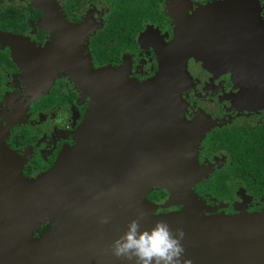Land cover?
Wrapping results in <instances>:
<instances>
[{"label":"flooded vegetation","instance_id":"flooded-vegetation-1","mask_svg":"<svg viewBox=\"0 0 264 264\" xmlns=\"http://www.w3.org/2000/svg\"><path fill=\"white\" fill-rule=\"evenodd\" d=\"M223 1L234 0H0L1 12L12 9L17 16L13 28L0 27V148L6 145L19 155L21 178L46 172L69 144L64 139L57 141V148L40 161L31 127L25 123L16 127L18 111L25 108L30 116H38L73 107L76 94L65 90L67 80L60 68H67L70 61H84L79 52L94 68L112 66L138 82L162 71L165 77L178 80L183 77L184 47L190 40L200 52L185 57L189 79L180 98L185 121L191 125L187 131L195 136L205 131L190 150L196 173L202 175L191 189L204 203L206 213L213 209L237 212L242 208L240 191L249 200L263 197V180L247 170L246 161L253 158L247 155L248 149L256 159L264 160V116L258 117L264 115V0L230 5L235 16L224 27L215 30L213 22L199 26L204 16L201 8ZM56 12L68 24L82 22L92 30L85 48L82 45L81 50L80 33L70 31L69 44L63 39L59 47L53 42L44 51L51 39L50 29L59 24ZM44 20L49 22L47 27L42 26ZM32 30L36 32L32 34ZM27 34H32L46 58L40 61L39 49L35 53L9 37ZM50 79L53 84H48ZM251 145L258 149L252 150ZM1 162L3 170L12 173L18 167L5 159ZM259 167L254 170L257 177ZM12 188L22 191L17 184ZM166 197L164 190L153 189L146 199L161 205ZM177 209H156V213ZM262 209L264 204L251 213Z\"/></svg>","mask_w":264,"mask_h":264},{"label":"water","instance_id":"water-1","mask_svg":"<svg viewBox=\"0 0 264 264\" xmlns=\"http://www.w3.org/2000/svg\"><path fill=\"white\" fill-rule=\"evenodd\" d=\"M89 62L68 66L90 98L73 145L41 174L45 180L26 181L32 189L17 192L9 177L14 205L0 196V264H82V251L94 247L114 256L113 241L140 217L141 230L160 221L173 232L183 229L184 259L191 264H264V209L206 216L204 203L190 189L193 175L180 171L186 163L171 159L180 113L163 71L137 82L121 69L93 68ZM49 183L53 194L42 196L41 186ZM153 188L168 193L163 204L146 199ZM171 207L179 210L154 214ZM63 211L70 217L59 223ZM49 213L53 228L36 244L32 235ZM104 218L107 224L101 223Z\"/></svg>","mask_w":264,"mask_h":264},{"label":"rangeland","instance_id":"rangeland-1","mask_svg":"<svg viewBox=\"0 0 264 264\" xmlns=\"http://www.w3.org/2000/svg\"><path fill=\"white\" fill-rule=\"evenodd\" d=\"M54 18L56 21H59V24L55 25V27L52 29H50L51 33H50V41L49 43L44 46V51L49 50L50 49V45H52V43L54 42V44H57L58 47L60 46V42L63 41V39H65V42H67V44H69L70 42V31L71 32H79L80 36H81V50H82V45L83 48H85V44H86V37L90 34V32L92 31L91 29L88 30L85 28V26L83 25L84 23H80L78 26H73L71 24H68L66 22V20L61 18V15L58 14L57 12L54 15ZM45 21V22H44ZM42 23L43 27H47L49 25V22L47 20H44ZM35 30H32V34L35 33ZM68 32V33H67ZM63 33H67L68 35H66L65 37H63ZM32 34H27L26 36L24 35L23 37H18V36H9L12 39L16 40V45L20 46V45H24L26 48H28L30 51L39 49L37 57L41 60H43L44 58H46L47 56L41 55V47L38 46L36 43H34L32 41ZM14 47V46H11ZM13 51V49H12ZM65 51V49H64ZM79 57L80 59L84 60V61H79V63H77V66H81L82 64L88 63V58L87 56L84 54L82 55V51L79 52ZM72 62V61H70ZM84 62V63H82ZM90 63V62H89ZM57 64V63H56ZM92 66V65H91ZM93 67V66H92ZM94 68V67H93ZM62 70V72L60 73L61 76H64L63 78L67 80V85L65 86V90L66 91H71L74 92L76 94V99H75V104L74 106H67L64 107V110H54L53 113H43L41 115H34V116H30L28 113V111L24 108L21 111H18V114L16 116V121H17V125L16 127H18L19 124L25 123V125H27L31 131V134L35 137L36 144L37 145V149H38V153L40 154V161L44 160L42 157H44V155H47V153H50L53 149L57 148L58 146V142L57 141H63V139L65 140V143L69 144V145H65L64 148L66 147H70L73 145L74 143V138H75V133L76 130L78 128V126L80 125L82 118L84 116L85 110L89 104V94L82 90V88L76 83L73 75L71 74L70 69H68V67H61L60 68ZM118 69V68H116ZM126 77V73H123ZM57 76V75H56ZM58 78V77H57ZM128 78V77H127ZM54 82V81H53ZM138 82V81H137ZM48 84H53L51 79L49 81ZM82 106L84 108L83 112H82ZM60 112V113H59ZM263 114L259 115V118H263ZM54 120V121H53ZM53 121V122H52ZM56 123V124H55ZM59 139V140H58ZM2 143V142H1ZM1 148L3 154L0 155V167H1V171H0V196H2V198H5V201H7L11 205L14 202V199L16 200V194L15 192L12 191L11 188V184L8 178L10 175L12 176V178H14V180L16 181V183L20 186L18 189H21L22 191H24L25 189H32L31 186H29L26 181H39V180H45L41 174L35 176V177H30L28 179L26 178H21V174H20V170L19 168L21 167L20 162H19V155L17 156L16 152L11 151L6 145L1 144ZM35 148V149H36ZM6 154V156H5ZM3 159H5L6 161L8 160L7 163H15L18 167L13 168V172H9L6 171L5 169L3 170V163L1 162ZM18 173H17V172ZM41 195H52V191H53V187L52 185L49 183L47 185H43L41 186ZM18 192V191H17ZM240 198H241V202H242V208L237 210V212H233L230 214H226L224 213L223 210H220L219 212H216L215 209H213V211H210L208 213L205 212L206 216H214V215H220V216H233V215H244V214H250L251 211L258 205H263L264 204V196L261 197L258 200H249L246 196H244L243 192L240 191ZM17 202V200H16ZM14 205V204H13ZM221 205V204H220ZM70 205H67L65 207H69ZM64 205H63V209H65ZM223 207V206H222ZM174 208V207H171ZM176 211H171V212H177L179 210V207ZM161 209V208H156ZM156 209L154 211V214H158L156 213ZM169 209V208H167ZM165 209H161V211H163ZM204 210L205 207H204ZM170 213V212H168ZM254 213V212H253ZM160 214H167V213H159ZM52 214L49 213V217L46 218V220L40 224L39 229L33 233L32 238L33 239H38V238H42L44 240H46L49 237V233L51 232L52 228H53V224L51 222L52 220ZM70 215L69 212H65L63 211V214L60 218L59 223H63L65 221H67L69 219ZM80 261L82 264H123L122 259H118L115 256H112L110 253H106V254H98L97 253V248L94 247L93 249H91L90 251H82L81 256H79Z\"/></svg>","mask_w":264,"mask_h":264},{"label":"clouds","instance_id":"clouds-1","mask_svg":"<svg viewBox=\"0 0 264 264\" xmlns=\"http://www.w3.org/2000/svg\"><path fill=\"white\" fill-rule=\"evenodd\" d=\"M143 217L132 220L127 231L111 245L112 254L129 264H191L184 259L183 229L175 232L165 222H157L150 230H141ZM107 218L101 223L107 224Z\"/></svg>","mask_w":264,"mask_h":264},{"label":"crops","instance_id":"crops-1","mask_svg":"<svg viewBox=\"0 0 264 264\" xmlns=\"http://www.w3.org/2000/svg\"><path fill=\"white\" fill-rule=\"evenodd\" d=\"M241 1H243V0H241ZM241 1L240 0H234L231 2L223 1L221 3H217V4L215 3V4H212V5L207 6L205 8H201L202 10L204 9V11H203L204 16L200 19L199 26H202L204 24L205 26L208 27V23L213 22V24H214L213 28L215 30L218 28V26L224 27L226 22L235 16V13L229 10V6L230 5H232V6L239 5V3ZM251 13H253V11ZM254 14L257 16V12L254 11ZM247 15L250 16L249 12H247ZM227 17H229V18L227 19ZM254 17L255 16H252V18H254ZM213 28H211L212 34H214ZM188 41L189 42H187L185 44V47H184V54H183L184 55L183 56L184 61H185L186 56L194 55L195 51L198 53L200 52L199 48L192 46L191 45L192 43H190L191 41L190 40H188ZM208 56L209 55L207 53V55H205V57L208 58ZM184 61H182V71H183V77L184 78L181 77L180 79L177 80L176 78L172 79L171 77H166V81L168 82L167 87L173 88L171 90V93L175 96L177 95L175 102L177 104L178 113H180V122L178 124V127L180 128V130H177L176 138L174 140V144H176V146L172 147V150L174 148L175 155L171 159L174 160L176 165L180 164V163H186L185 166H183V168H181L180 171L184 176H187V175L192 176L193 175L192 177H194V180H193L192 184L190 185V189H191L192 185L194 183H196L201 178L202 175L196 173V166H195L194 158H193L190 150L192 149V146L194 145L195 141H197L199 139L200 135L203 134L205 131L203 130L200 133H198L199 136L198 135H196V136L192 135L193 132L191 130L189 132L187 131V129H189L191 127V125H189V123L185 121V118L183 115L184 104L180 98V93L182 92V90L185 86L184 84L187 82L186 78H188V74H187L186 69H185ZM200 62L203 63V61H200ZM205 65L209 66L210 65L209 61H205ZM234 82H236L235 79H234ZM237 85L239 86V84L236 82V86ZM168 92H169V90H168ZM162 126H163V124H162ZM168 142L173 143L171 141H168ZM173 168H174V166H173ZM177 168H178V166H177ZM183 169H186V170H183ZM153 189L164 190L163 188H153ZM167 197H168V193H167ZM167 197H166V199H167ZM166 199H165V201H166Z\"/></svg>","mask_w":264,"mask_h":264},{"label":"trees","instance_id":"trees-1","mask_svg":"<svg viewBox=\"0 0 264 264\" xmlns=\"http://www.w3.org/2000/svg\"><path fill=\"white\" fill-rule=\"evenodd\" d=\"M14 10L12 9H6L4 12L0 11V27L1 28H7V27H14L16 25L15 20L17 19V16L14 15L13 13ZM104 63V61H101V64ZM263 135H261L260 137H262ZM252 150H257L258 148L254 145H251ZM261 147H264V145H262ZM260 148V147H259ZM250 149L247 150V155L250 157H253L252 159H249L246 161V165H247V170H251L253 172V176L256 179H260L263 180L262 182L264 183V160H258L255 158L254 154L251 153V151H249ZM258 164H260V177H257L255 174V169L257 168ZM50 165V163L48 164Z\"/></svg>","mask_w":264,"mask_h":264},{"label":"bare ground","instance_id":"bare-ground-1","mask_svg":"<svg viewBox=\"0 0 264 264\" xmlns=\"http://www.w3.org/2000/svg\"><path fill=\"white\" fill-rule=\"evenodd\" d=\"M160 151H162V150H160ZM157 166V165H156ZM42 242V240L41 239H38V240H36V244H40Z\"/></svg>","mask_w":264,"mask_h":264}]
</instances>
